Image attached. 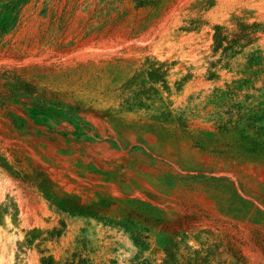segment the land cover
<instances>
[{
    "label": "rangeland",
    "instance_id": "rangeland-1",
    "mask_svg": "<svg viewBox=\"0 0 264 264\" xmlns=\"http://www.w3.org/2000/svg\"><path fill=\"white\" fill-rule=\"evenodd\" d=\"M249 2L0 0V264L9 241L14 264H264V227L206 197L217 166L264 152ZM149 153L162 179L133 172Z\"/></svg>",
    "mask_w": 264,
    "mask_h": 264
},
{
    "label": "bare ground",
    "instance_id": "bare-ground-1",
    "mask_svg": "<svg viewBox=\"0 0 264 264\" xmlns=\"http://www.w3.org/2000/svg\"><path fill=\"white\" fill-rule=\"evenodd\" d=\"M240 1L245 2V0H218L219 5H222V6L234 5L236 3H239ZM246 1H248V0H246ZM249 1L250 2L248 4H246L247 6L254 4V3L262 5V6L264 5V0H255V2H251L252 0H249ZM194 34L195 33L192 34V32L189 31L183 35L182 39L183 40H191V39H193L192 37L195 36ZM200 36H201V34H200ZM170 43L173 44V42H170ZM174 45H176V44H174ZM170 46H172V45H170ZM175 47L178 49L177 45ZM140 131H141V128H140ZM2 133H3V129L0 126V135H2ZM134 135H136V134H134ZM125 138H126V136H125ZM152 141H154L153 144L156 142V145H158L155 136H153L151 138V142ZM64 145L65 144L60 142L59 147L55 148V150L58 151V152H56L57 153L56 159L57 160L65 159L64 161L67 162L68 164L72 163L74 165V167L78 166L79 163H81L82 159H84V157L80 156L77 158V156H74L75 154L72 153V150L68 149V147L64 148L63 147ZM166 151L169 154L172 153L173 152L172 145H169V148H167ZM60 152L64 153L63 157H60ZM50 153H52V152H50ZM84 156L87 159V157H86L87 154H84ZM156 157H158V155ZM197 157H199V156H197ZM128 161H130L131 165L134 166V169H132L133 172L135 170V172L139 173L140 175L145 176L143 178L141 177L144 180L156 179V178L162 179L163 177H165L166 172H167L166 167L164 166L165 164L163 162H160L157 165V163H154L152 161V154L151 153H149V155L143 154V155H139L137 157H131V158H129ZM177 163H178L177 164L178 167L174 168L173 171H178L179 168L181 167V163L179 161ZM167 164H169V163H167ZM73 165L71 167H73ZM217 171H218L219 175L221 176L220 178L221 179L224 178V179L220 180L217 184H214L213 186H211L206 191V197L213 196L214 198L219 200V201H217L216 206H215L218 208V213H223L224 210H229L231 214L233 213L232 217L235 216L236 219L239 220V222L241 224L246 225L243 227H247V225H250L253 223H256L254 225L264 227V152L263 153H250L248 151H239L237 153L236 157L234 158V163L219 165V166H217ZM224 184H227L228 187L225 188ZM190 190H192V189H190ZM2 234H4V232ZM12 242L10 243V241H9V243L5 244V246H4V252L7 254L6 260L9 261L8 264H14L15 263L14 262L15 257L17 255V252L19 251L15 241H12ZM245 248L247 249L246 253L248 255L252 256V260H251L252 263L251 264H256V256L253 255L254 253L251 251L250 248H248V247H245Z\"/></svg>",
    "mask_w": 264,
    "mask_h": 264
}]
</instances>
